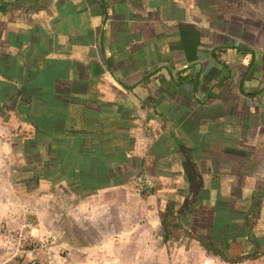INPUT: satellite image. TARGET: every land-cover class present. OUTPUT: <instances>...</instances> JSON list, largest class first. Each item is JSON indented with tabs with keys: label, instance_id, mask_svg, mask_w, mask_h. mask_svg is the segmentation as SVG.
<instances>
[{
	"label": "crops",
	"instance_id": "1",
	"mask_svg": "<svg viewBox=\"0 0 264 264\" xmlns=\"http://www.w3.org/2000/svg\"><path fill=\"white\" fill-rule=\"evenodd\" d=\"M0 131L95 231L79 264L241 250L264 238V0H0Z\"/></svg>",
	"mask_w": 264,
	"mask_h": 264
},
{
	"label": "rangeland",
	"instance_id": "2",
	"mask_svg": "<svg viewBox=\"0 0 264 264\" xmlns=\"http://www.w3.org/2000/svg\"><path fill=\"white\" fill-rule=\"evenodd\" d=\"M1 136L3 133L0 131ZM5 146V142L0 141V263L18 254L23 256L25 264L35 257L43 260L50 255L55 256L58 264H79V251L72 245L95 241L97 239L95 231L84 229L85 232H82L79 225L73 228L68 211L70 209L67 202L68 191L63 188H48L47 185L37 186L35 177L38 173L26 171L30 170L29 165L20 168L16 156L11 154V149L9 150L10 146L8 152ZM4 154H10L11 157ZM6 212L8 216H5ZM52 218L56 221L53 222ZM29 219L35 224L33 232L35 239L45 247L34 252L26 247L22 252L15 233L7 240L1 228L9 226L10 229L17 231L22 228L25 220ZM81 233L83 237H80ZM239 250L228 252L225 257L235 259L252 252L251 260L233 264H264V238L254 237ZM207 251L205 248L200 254L194 253L190 264H232L216 259L212 254L207 256Z\"/></svg>",
	"mask_w": 264,
	"mask_h": 264
},
{
	"label": "built area",
	"instance_id": "3",
	"mask_svg": "<svg viewBox=\"0 0 264 264\" xmlns=\"http://www.w3.org/2000/svg\"><path fill=\"white\" fill-rule=\"evenodd\" d=\"M4 232L5 238L8 240L12 233H15L19 243V248L22 252L26 249V247H29L32 249V251H38L45 247L42 245V243L35 239L34 237V229L35 224L33 220H25L22 228L20 230H12L9 228V226H2L1 228ZM10 242V241H9ZM18 249V251H20ZM23 256H19L18 254L12 255L7 260L1 262L0 264H25V262L22 260ZM28 264H58L55 260V256L50 255L49 257L40 260L38 258H33Z\"/></svg>",
	"mask_w": 264,
	"mask_h": 264
},
{
	"label": "trees",
	"instance_id": "4",
	"mask_svg": "<svg viewBox=\"0 0 264 264\" xmlns=\"http://www.w3.org/2000/svg\"><path fill=\"white\" fill-rule=\"evenodd\" d=\"M174 212H175V204L174 202H170L167 206V210L165 213H163V225L164 227L168 230L170 229L169 228V221H173L172 218H174L175 216L174 215ZM173 225V227H179L178 224H175L174 222L171 224ZM219 257H224L223 255L219 256Z\"/></svg>",
	"mask_w": 264,
	"mask_h": 264
},
{
	"label": "water",
	"instance_id": "5",
	"mask_svg": "<svg viewBox=\"0 0 264 264\" xmlns=\"http://www.w3.org/2000/svg\"><path fill=\"white\" fill-rule=\"evenodd\" d=\"M252 258H253V256H251L250 254H246V255H242L240 257H237L235 259H228L224 256V257H220V260L233 264V263H239V262L251 260Z\"/></svg>",
	"mask_w": 264,
	"mask_h": 264
},
{
	"label": "flooded vegetation",
	"instance_id": "6",
	"mask_svg": "<svg viewBox=\"0 0 264 264\" xmlns=\"http://www.w3.org/2000/svg\"><path fill=\"white\" fill-rule=\"evenodd\" d=\"M212 253L214 254V253H215V250H214V251H212ZM217 253H218V252H217ZM249 254H253V253L251 252V253H249ZM216 256H218V257H219V256H221V254H219V253H218V254H216Z\"/></svg>",
	"mask_w": 264,
	"mask_h": 264
}]
</instances>
